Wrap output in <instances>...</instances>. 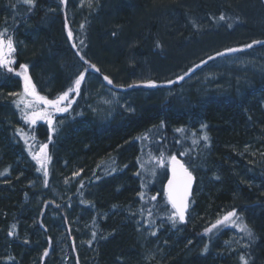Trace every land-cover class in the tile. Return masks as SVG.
<instances>
[{"label": "trees", "instance_id": "trees-1", "mask_svg": "<svg viewBox=\"0 0 264 264\" xmlns=\"http://www.w3.org/2000/svg\"><path fill=\"white\" fill-rule=\"evenodd\" d=\"M70 3L35 0L29 8L23 0H0V29L8 28L16 49L12 67L19 71L20 64L28 65L37 91L49 99L65 91L78 75L67 66L72 56H84L95 64L100 72L88 71L99 80L108 76L114 80L111 86L148 89L135 86L145 80L128 82L135 65L164 64L161 55L167 59L180 55L206 37H215V46L224 45L210 51L212 57L228 48L243 49L240 53L264 50V44L244 48L253 41H264V27L247 30L256 21H264V0H99L102 7L96 8V3L79 13ZM71 14L76 18L71 19ZM221 14L224 21L219 20ZM69 29L72 40L67 37ZM224 31L229 32L225 33L227 40L220 43ZM192 61L183 69H191ZM163 78L147 79L159 85L149 89L170 86L165 83L172 77ZM245 89L236 99H193L188 105H174L173 97L162 96V91H135L133 111L117 114L107 125L89 121L80 91L69 112L54 115L59 130L48 146L47 179L81 175L68 199L48 202L41 196L44 183L30 186L35 176L40 175L42 182L44 176L22 138L23 134L28 143L33 138V149L38 152L47 141L48 125L24 121L13 103L18 97L10 95L23 91V79L0 69V264H63L65 252L70 264H150L147 249L154 250L153 240L164 229L170 236L162 241L160 264H241L240 255L249 264H264V163L252 165L245 154L249 148L264 151V80H254ZM205 134L207 141L202 139ZM191 138H198L197 143ZM199 146L211 149L208 159L198 154ZM143 149L176 155L188 168L198 160L200 175H195V184L203 190L199 197L190 198L184 224L173 227L167 219L171 208L162 187L148 180L142 187L136 160ZM180 150L186 155H179ZM132 155L135 160L130 163ZM250 168L253 175L248 174ZM207 177L211 182L206 184ZM151 196L157 199L151 201ZM39 197L40 202L33 199ZM68 202L72 206L67 212ZM256 206L261 208L258 214L245 212L252 219L247 225L254 238L241 232V246L229 254L217 253L222 243H233L232 229H236L221 226L210 234L205 229L233 209L239 214L240 209L254 211ZM135 224L156 233L144 246ZM12 225H16L15 232L9 236Z\"/></svg>", "mask_w": 264, "mask_h": 264}, {"label": "rangeland", "instance_id": "rangeland-1", "mask_svg": "<svg viewBox=\"0 0 264 264\" xmlns=\"http://www.w3.org/2000/svg\"><path fill=\"white\" fill-rule=\"evenodd\" d=\"M69 3L72 5L73 4L76 5L77 7V9L75 8L76 13H79L83 9L89 7L88 0H69ZM96 3H97L96 8L102 7V4L99 3V0H91V7L95 6ZM69 7L71 6L69 5ZM70 18L74 19L76 17L73 16V14H71ZM250 27L247 28L248 31L252 32V29H258L262 31L264 27V21H259V22L256 21ZM225 33H229V32H225V31L223 33L220 32L221 34L219 36L220 43L227 40L226 38H224ZM211 37L212 36L206 37L204 41L201 40L202 41L201 43L191 45L189 49L184 50V52L181 53L180 55H173V54L170 55L168 59L164 58L165 56L161 52V50L157 49L158 53L163 54L160 57L162 60L165 61L164 64L157 65V63L155 64L151 62L149 63L148 61L135 66L133 65L135 69V73L130 74V76L128 77V82H132L136 80L146 81L152 76L164 77L163 79L165 78L170 79L172 77L170 81H177V77L184 75L185 72H188V75L185 76L183 80L169 84L170 86L163 87L162 89H149V88L133 89V87H120V86L114 87L108 84L107 81L96 79L95 77L96 75L88 71L86 73V79L84 81V89H81L80 96L81 99L83 98V102H85V112L87 114L89 121L91 123H95L98 125H107L117 114L124 112H132L136 100L135 91H142V93H146L147 91H158V92L162 91L161 92L162 96L170 95L173 97L174 105L177 104L188 105L193 99H196V101L198 102L205 101L210 97L236 99L241 97V95H243L244 91L247 90L245 88L247 87L251 88L254 85V80H257L259 83L262 80H264V50H258V51L252 50L247 53L236 52L237 54L228 53L223 57L217 56L213 60H208V57L213 55V53H209L210 51L214 50L215 48L224 46L222 43L219 46H215L214 43L217 41V39L215 37L212 38ZM190 61L192 62L188 65V67L189 66L191 67V69H189L191 71L189 70L186 71V68L183 69L184 64ZM202 61H207V63L202 64L201 63ZM128 65L131 66L132 64L128 63ZM196 65H200V67H196ZM67 66L70 67L71 70L75 71L77 74H79L81 71L85 69V67L82 64V61L75 56L71 57V59L67 63ZM150 67L153 71L149 70ZM165 84L167 85L168 83ZM45 90L47 91L49 89L45 88ZM144 96L145 95H143V97ZM71 98L74 99V101H76L77 95L73 94ZM38 122L42 124H46L45 121H37V123ZM54 127L56 129L55 132H50L47 127V135H48L46 137L47 141L43 144H47L49 146L53 142L52 136L55 133H57L59 130L58 127L55 125V123H54ZM49 137H51V139H49ZM143 139L147 140L145 138ZM191 140L198 141V138H191ZM29 145L31 146L35 145V141L33 140V138L28 143V146H26L27 150L29 149ZM33 151L35 152V149H33ZM47 152H48V147H47ZM179 152L181 153V150ZM197 152L200 156L202 155L203 159H208L211 155V149L207 148V150H204L201 146L197 148ZM28 153L30 158L32 159L29 150ZM180 153L178 154L180 155ZM245 154H246V160L252 165L264 163V151H261L260 148L257 149L249 148V150L245 151ZM48 155L50 156L49 152ZM159 155L160 152L151 153L149 150L143 149L141 154L137 155L138 157L136 163L139 172L141 173L140 175L142 179L141 185L142 184L144 185V183L147 182L146 180H148V184L154 185L157 188L162 187V193H163V186L168 177L167 168L156 166L155 167L156 175L151 176L148 174V169H151L154 166V161L150 160V156L158 158ZM164 155L166 157L170 156V155H166L165 153ZM133 159L135 160V155L131 156L129 162L131 161L130 163H132ZM33 162L37 167H39V165H37L34 160ZM193 162H194L193 166L189 167V170L195 175L196 174L200 175V171L199 173L196 171L199 165L198 160H194ZM141 164H144L145 168L142 169ZM50 165L51 162L49 161L47 169L50 168ZM237 170L239 173H241L239 168H237ZM39 172L43 175L42 170ZM248 174L250 175L254 174L251 168L248 170ZM80 175L73 177L72 174L71 176L64 178L62 180L49 181L47 179L48 180L47 186H45L44 184L45 190L40 189V191L43 192V194L41 193V196L45 197V199L48 202H58L59 200L64 201L65 198L68 199L71 196L72 188L73 187L74 189L76 188V180L80 177ZM205 182L206 184L211 182L210 178L207 177L205 179ZM39 183H44V182L41 181L40 175H37L33 179V182L31 183L30 186L31 187L35 185L40 186ZM258 185L259 184L257 183V186ZM74 189L72 193L74 192ZM202 190L203 189L201 188V185L196 183L193 189L192 196L194 198L199 197V195L202 193ZM262 192H263L262 190L259 191L260 194ZM33 199L38 202L41 201L40 197L38 198L40 200L35 198ZM71 206L72 204H70V202L66 204L67 212L70 211ZM254 209H255L254 211L253 208L240 209L241 213L237 214L240 219L237 220V223H239L240 220H243V222L246 224L251 223L252 220L251 217L249 215L247 217L245 212H248L249 210L251 213L250 215H256L261 210L259 206L254 207ZM170 210L172 211V209ZM170 214L171 212L168 215ZM102 216H104V214ZM87 226H88V222L85 223L84 228ZM226 227L227 226H223V228ZM229 227L231 229L232 228L236 229V232H233L232 229V236H234L233 243L232 244L222 243L221 246L218 248L217 253L219 254H229L235 250V246H241L243 244V240L240 234L241 231H239L236 227H232V226ZM135 231L137 233V238L142 244V246L146 245V243L148 242L151 236L149 229H146L139 224H135ZM169 236H170V231L168 229H164L159 235V237L153 240L154 243L152 244V247L154 250L148 248L146 253V260L150 261L149 262L150 264H160V257L158 258V253L163 249L162 241L166 242V239ZM66 253L67 252L64 253L65 257L63 264H70L69 256Z\"/></svg>", "mask_w": 264, "mask_h": 264}, {"label": "snow or ice", "instance_id": "snow-or-ice-1", "mask_svg": "<svg viewBox=\"0 0 264 264\" xmlns=\"http://www.w3.org/2000/svg\"><path fill=\"white\" fill-rule=\"evenodd\" d=\"M61 3H66V0H61ZM23 4L28 6L29 8L35 6V0H23ZM89 7H91V0H88ZM226 17L221 14L219 16L220 21H224ZM195 26V25H194ZM83 28V25H81ZM231 27V25H229ZM115 35V33H113ZM67 37L69 40L73 39V33L69 29L67 32ZM83 44V41H80ZM256 44H264V41H253L252 44H247L244 48H252ZM159 46V45H158ZM73 48L76 47L75 44L72 45ZM15 44L12 35L8 33V28L4 27L0 29V69H5L8 73H14L18 77H22L23 79V91L21 93H10L12 96L18 97V99L14 100L13 103L15 106L21 110L22 118L28 124L35 125L37 121H45L48 125V129L50 132H55L56 129L54 127V115L56 113H67L72 107L74 103V99L71 97L73 94L79 95L81 91V86L86 79V73L88 69H92L95 72H100V69L96 67L95 64H91L89 61L85 60L84 56H80V53L77 52V55L80 56V59L84 61L85 64L88 65V68H85L81 71L75 79L71 82V84L67 87L65 91H62L54 98L49 99L46 95H41L36 88V85L33 83L32 78L28 74V65L20 64L19 71H15L12 65L16 63V61L12 58L13 53L15 52ZM243 49L237 48H228L224 52H217L216 56H224L228 53H233L237 51H242ZM215 57H208V60H213ZM202 64H206L207 61H202ZM196 67H200V65H196ZM191 71V70H189ZM188 75V72H185L184 75L177 77V81H181L185 76ZM103 79L107 81L108 84H112L113 81L108 76H103ZM177 81H168V84L175 83ZM135 86H143L145 88H156L159 85L155 81L148 80L143 82L142 85ZM129 87H133V85H129ZM23 105V108H21ZM204 127V126H202ZM21 130H18L20 132ZM177 132H183V129H177ZM22 138L25 140V144L28 145V138L22 134ZM147 139V137H144ZM51 139V137H49ZM203 140L207 141L208 137L205 134L202 137ZM197 143L196 140H193V144ZM47 144H42L39 148L38 152L33 151V146L29 145V152L32 156V159L36 162L39 167L37 171L43 170V175L45 177L44 184L47 186V177H48V163L50 161V156L47 152ZM181 156L186 155V153H180ZM139 159V158H138ZM150 160L154 161V166L151 169H148V174L151 176H155V167L159 166L162 168H167L170 172V177L167 180V184L163 189V195L166 198V202L171 206V214L168 215L167 219L171 221L172 226L175 227L177 223H184L186 220V213L189 208V196L193 184V175L192 172L189 171V168L183 163L180 159L177 158L176 155L165 156L164 152H160L159 157H151ZM141 168H145L144 164H141ZM115 169H113L114 171ZM82 171V170H81ZM81 172L73 173V177L79 176ZM3 175V173H0ZM137 176H140L141 173H136ZM67 182V181H66ZM144 185L142 184V187ZM83 182H81V188H83ZM140 198L144 199V194L140 193ZM157 199L156 196H151L150 200L155 201ZM83 202V201H82ZM59 207V206H57ZM148 215H152L151 209L148 210ZM235 218V219H234ZM240 218L237 215L235 209L227 212L222 218L218 219L215 223L211 224L210 227L205 229V234H210L213 230H218L221 226H232L236 227L239 231L243 232L249 239L254 238V234L251 228L240 220L237 223V220ZM16 225H12L11 229L8 233L9 236L14 235ZM152 235H156L155 232L151 233ZM93 237H95V233H93ZM204 251H207V245L205 246ZM44 255L47 256V250L44 252ZM241 264H249L248 259L245 258L244 255H240L239 257Z\"/></svg>", "mask_w": 264, "mask_h": 264}, {"label": "water", "instance_id": "water-1", "mask_svg": "<svg viewBox=\"0 0 264 264\" xmlns=\"http://www.w3.org/2000/svg\"><path fill=\"white\" fill-rule=\"evenodd\" d=\"M178 159H179V157H177ZM167 172H168V178L170 177V172L168 171V169H167ZM192 175H193V184H192V188H191V192H190V196H189V198L191 197V195H192V192H193V188H194V184H195V176H194V174L192 173ZM168 178H167V180H168ZM166 184H167V181L165 182V184H164V187L166 186ZM186 215H187V213H186ZM186 221V220H185ZM185 223V222H184ZM184 223H181V224H184Z\"/></svg>", "mask_w": 264, "mask_h": 264}]
</instances>
